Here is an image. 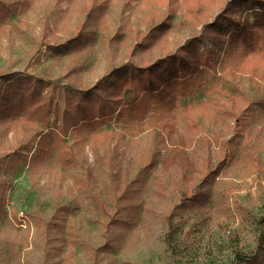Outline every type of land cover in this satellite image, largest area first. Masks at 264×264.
I'll use <instances>...</instances> for the list:
<instances>
[{
    "label": "rangeland",
    "instance_id": "1",
    "mask_svg": "<svg viewBox=\"0 0 264 264\" xmlns=\"http://www.w3.org/2000/svg\"><path fill=\"white\" fill-rule=\"evenodd\" d=\"M229 1L0 0V264H264V46L228 38L259 6ZM172 54L155 98L128 67Z\"/></svg>",
    "mask_w": 264,
    "mask_h": 264
},
{
    "label": "trees",
    "instance_id": "2",
    "mask_svg": "<svg viewBox=\"0 0 264 264\" xmlns=\"http://www.w3.org/2000/svg\"><path fill=\"white\" fill-rule=\"evenodd\" d=\"M255 2H257L258 6H259V10H256L255 14H256V20L252 23H242V24H235V28L232 30V33L230 34L229 38V42H230V49L232 52V55L239 57L240 53H244V55L248 54H257L260 57L262 54V47L264 46V2L263 0H254ZM248 4V3H247ZM251 4V3H250ZM249 4V6H250ZM239 6V0H231L227 3V7L228 8H233ZM223 14H221V16L218 17V21L220 22L223 19ZM215 21L212 23H206L203 25V27L209 26V25H214ZM220 33V32H218ZM236 48H240V51H237ZM186 50V49H184ZM189 50H193L190 45L188 44L187 46V51ZM230 52V53H231ZM248 57H251V56ZM170 56V57H169ZM169 59H166L167 61L163 64H161L160 66V72L153 69V63H150L148 65H140L138 67H128V68H134L135 69V75L136 76H141L142 73H144L142 75L143 79L140 83L143 84L144 87H142L145 91L150 90V84L155 85V90L158 89V87L160 88V86L162 85L163 91H157L155 98H160L162 99L165 96V92H167V88L168 86L171 84L170 80L172 78H175L178 73H181L180 70H182V67L185 65L183 61H180L179 64H176L175 61L178 58H182V57H177L175 58V55H169ZM252 62V63H251ZM251 64V65H250ZM253 66H260L262 68H264V57L263 58H258L255 61H243L241 63V71H245L248 72L249 69ZM249 67V68H248ZM127 69V68H126ZM156 76H154V74ZM118 75H121L122 78V73H117ZM116 74V75H117ZM120 78V79H121ZM148 81V83H146ZM71 94H84L82 92H72ZM152 93H147L146 97L150 96ZM154 98V99H155ZM102 101H98V105H100V114L102 115H106L109 114V112H112L114 109H110L107 108L105 109V107H103V105H101ZM131 104L135 103V99H133L131 102ZM22 106H25L24 104ZM79 108V106H78ZM130 110H134V106H130L129 107ZM20 107H17L14 111V113H20L22 112ZM82 110V109H81ZM88 113H83L81 116V118H84L85 122H90L93 124H97L99 122H103V119H98V118H94V116H91L89 118ZM77 120H81V119H77ZM91 120V121H90ZM205 196V194L201 191V193L196 197V198H203ZM247 262H249L250 258L246 259Z\"/></svg>",
    "mask_w": 264,
    "mask_h": 264
}]
</instances>
